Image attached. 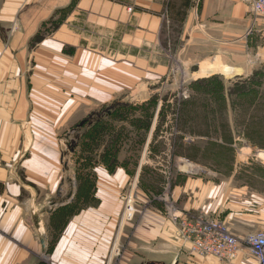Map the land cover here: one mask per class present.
Instances as JSON below:
<instances>
[{"label": "rangeland", "instance_id": "1", "mask_svg": "<svg viewBox=\"0 0 264 264\" xmlns=\"http://www.w3.org/2000/svg\"><path fill=\"white\" fill-rule=\"evenodd\" d=\"M172 7L163 22L182 30ZM57 27L46 24L31 45ZM263 28L247 37L262 39ZM163 29L155 44L64 46L101 57L94 75H80L78 132L54 163L58 188H32L34 205L23 187L17 202L0 198V264H264L263 245L250 241L264 230V65L201 76L199 61L182 57L198 49L175 53L180 44ZM108 81L110 91L97 88ZM8 175L28 183L19 165ZM200 181L222 187L219 208L199 207L214 198L200 199Z\"/></svg>", "mask_w": 264, "mask_h": 264}, {"label": "crops", "instance_id": "2", "mask_svg": "<svg viewBox=\"0 0 264 264\" xmlns=\"http://www.w3.org/2000/svg\"><path fill=\"white\" fill-rule=\"evenodd\" d=\"M190 2L0 0V184L5 187L0 198L6 194L17 202L23 187L30 193L26 196L28 203L34 205L32 188L38 185L45 188L49 181L48 186L58 188L54 163H63L64 148L78 132L73 125L79 120L80 75H94L91 63L99 56L86 51L82 56L87 61L80 68L81 53L78 49L66 52L65 45L118 42L137 46L147 41L155 44L160 43L162 30L167 27L170 40L175 35L174 41L180 44L175 53L187 54L198 49L194 58L182 57L198 60L201 76L250 75L264 65V37L258 39L254 34L247 37V28L260 26L264 18L250 14L243 0H202L200 12L194 18L188 15ZM170 4L175 12L184 14L182 30L175 28L178 22H163L165 18L167 22L172 20L165 17L164 10ZM50 22L58 25L52 36L32 46V38ZM122 53L117 52L119 59L126 57ZM123 67H115L119 71L115 73L124 75ZM87 85L96 90L95 83ZM97 88L110 91V81ZM18 165L27 185L15 177L9 178L8 172ZM199 185L203 190L198 193L200 199L214 197L212 205L200 202L199 207L204 211L219 208L223 202L222 187L213 182L200 181ZM251 218L245 216L246 221ZM43 238L41 233L42 245Z\"/></svg>", "mask_w": 264, "mask_h": 264}, {"label": "built area", "instance_id": "3", "mask_svg": "<svg viewBox=\"0 0 264 264\" xmlns=\"http://www.w3.org/2000/svg\"><path fill=\"white\" fill-rule=\"evenodd\" d=\"M202 0H192L194 3L193 9H195V12L198 13V9L200 7V3ZM246 5L248 6V9L250 13L256 18V17H264V0H243Z\"/></svg>", "mask_w": 264, "mask_h": 264}, {"label": "bare ground", "instance_id": "4", "mask_svg": "<svg viewBox=\"0 0 264 264\" xmlns=\"http://www.w3.org/2000/svg\"><path fill=\"white\" fill-rule=\"evenodd\" d=\"M250 241H252V243L255 245V246H258L257 244H261L263 245L261 249L262 251H264V230L261 232V234L259 236H255L254 239L251 238Z\"/></svg>", "mask_w": 264, "mask_h": 264}, {"label": "water", "instance_id": "5", "mask_svg": "<svg viewBox=\"0 0 264 264\" xmlns=\"http://www.w3.org/2000/svg\"><path fill=\"white\" fill-rule=\"evenodd\" d=\"M43 240L45 241V238H43ZM45 243V242H44Z\"/></svg>", "mask_w": 264, "mask_h": 264}]
</instances>
